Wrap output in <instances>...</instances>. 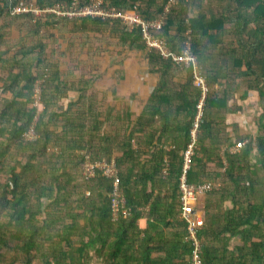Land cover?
I'll return each instance as SVG.
<instances>
[{
  "label": "trees",
  "instance_id": "obj_1",
  "mask_svg": "<svg viewBox=\"0 0 264 264\" xmlns=\"http://www.w3.org/2000/svg\"><path fill=\"white\" fill-rule=\"evenodd\" d=\"M105 1L145 22H160L154 33L173 53L181 54L191 39L210 90L187 178L215 183L207 195L218 191L239 156L227 149L220 155L219 144L228 138L216 143L217 133L227 113L241 110L225 108L220 93L225 100L230 93L239 99L252 93L264 101V0H178L169 11L170 0ZM19 2L52 8L72 0H0V264H190L194 242L182 218L180 179L201 98L192 68L149 51L141 29L129 30L121 21L55 14L34 20L12 14ZM12 27L30 36L10 46L2 30ZM93 33L146 52L149 69L160 76L153 104L143 113L148 118L140 115L132 124L131 114L122 113L113 121L117 129L106 134L96 96L88 94L92 82L74 79L71 69L62 76L66 54L58 56L60 40ZM35 85L41 86V111L34 104ZM71 94L77 99L62 105ZM259 119L264 122V103ZM31 130L34 138L28 139ZM255 143L264 168V129ZM86 155L115 161L129 216L113 220V180L102 173L85 179ZM257 208L254 224L229 214L223 225L221 216L208 215L197 229L203 264H264V202ZM143 218L145 228L139 225ZM233 229L240 243L231 247L221 233Z\"/></svg>",
  "mask_w": 264,
  "mask_h": 264
},
{
  "label": "crops",
  "instance_id": "obj_2",
  "mask_svg": "<svg viewBox=\"0 0 264 264\" xmlns=\"http://www.w3.org/2000/svg\"><path fill=\"white\" fill-rule=\"evenodd\" d=\"M211 34L214 37L215 32ZM186 35L189 36L188 32ZM190 41L191 39L185 42L184 48L190 44ZM84 42L87 44V48L84 50L87 53L90 50L89 56H92V60L98 65H93V67L95 66L96 75H94V79L89 80L92 82L91 93L96 96L97 110L101 113L102 132L106 134L111 133L113 128L117 129L118 123H113V121L118 120L122 113H130L131 116L128 114L129 119L134 124L140 115H143L145 110L153 104L151 97L156 91L160 79L158 74L149 69L148 60L145 56L146 52L137 51L136 49L129 50L128 46L119 45V41L115 37L106 36L101 39L95 33L91 34L88 39H82L81 43ZM65 51L59 50L60 54L58 56H62ZM89 56L87 57L89 58ZM67 57L63 56L62 60ZM71 57L74 56H70L69 60H72ZM236 82L238 81L236 80ZM231 94H228L229 96L225 100L222 93H220L219 101H225V108H235L240 105L241 110L227 113L225 123L222 125L224 126L223 130L220 131L222 127L217 128L220 131L217 134L220 133V136L217 137L216 143L228 138V141L224 144H219L220 155L225 151L227 145H233L239 141H247V144L251 142L253 147L246 150L248 148L246 144L238 152V163L235 162L231 166L230 176L225 179L218 191L207 195L199 203L198 210L204 216V225L209 214L221 216L223 225L229 214L236 217L234 221L247 217L248 221L254 224L253 215L255 210H259L257 205H262L264 202V168L262 163L257 162L258 149L254 147L257 137L262 134L264 129V122L262 123L259 119L264 101L252 93L245 99H239L238 93ZM76 99L77 95L71 94L68 98L63 99L62 105L66 106ZM124 123H126V120H122L120 124ZM125 132L123 130L122 133ZM141 135L143 134L136 133V138ZM136 138L133 139L135 144H137ZM144 149L147 150L146 147ZM244 151L247 153H244ZM262 158L264 159V155ZM226 167L228 168V165ZM212 168L214 167L211 164V171ZM228 169H230V166ZM139 225L141 228H145L147 226L146 219H141ZM232 226L234 227V222ZM236 229H233L232 232L224 231V233H221L222 237L229 239L231 247L240 243L239 235L235 234L237 233ZM96 264H100V262L97 261Z\"/></svg>",
  "mask_w": 264,
  "mask_h": 264
},
{
  "label": "built area",
  "instance_id": "obj_3",
  "mask_svg": "<svg viewBox=\"0 0 264 264\" xmlns=\"http://www.w3.org/2000/svg\"><path fill=\"white\" fill-rule=\"evenodd\" d=\"M81 1L82 0H72L70 5L59 4L55 8H41L37 5H24L23 2H19L18 6L12 10V14H31L34 20L43 18L45 21H47V16L50 14H55L58 18L75 17L77 19L90 17L107 21L118 20L127 26L129 30L141 29L143 39L149 48V51L157 50L161 53L163 58L167 60L172 59L177 64H182L192 68L194 85L200 88L201 98L197 106V114L191 129V139L186 150L183 152L184 166L183 174L180 179V192L182 202V218L188 223L189 239L194 242V250L190 264H203V244L197 235V229L204 225V216L197 214L196 210H198L199 203L202 202L204 198L207 197V194L216 187V184L213 182L189 183L187 178V172L190 168L191 159L197 145L200 125L204 118L206 100L210 90V87L208 86L207 80L204 76V72L201 71V66L199 65L198 59L193 55L190 44L181 51V54H176L169 50L167 47V42L164 39L158 38L156 36L162 27L160 22H145L134 11L123 13L109 8L105 0H91V3L86 6L81 5ZM177 3L178 0H170L169 6L167 7L168 11ZM25 6L30 7L25 8ZM33 97L35 98L34 95ZM34 104L39 105V101L34 99ZM33 133V130H31L26 135L27 138L33 139ZM246 142L247 141L236 142L233 145L226 146V149L231 154L238 153L245 146ZM98 173H102V175L106 178L113 180V191L110 193L113 220H118L120 216H129L131 214V208L127 206V200L121 187V181L118 175L119 172L115 161L113 160L109 162L105 158L92 161L89 156L86 155V161L83 167V175L85 179H92Z\"/></svg>",
  "mask_w": 264,
  "mask_h": 264
},
{
  "label": "rangeland",
  "instance_id": "obj_4",
  "mask_svg": "<svg viewBox=\"0 0 264 264\" xmlns=\"http://www.w3.org/2000/svg\"><path fill=\"white\" fill-rule=\"evenodd\" d=\"M29 7L30 6H25V8H29ZM71 18H75V17H71ZM2 32L5 34L4 38L7 40V44L10 46L16 45L19 42V39H22L23 37L29 35V33L25 29L18 30L14 27H12L10 30L9 29L2 30ZM57 34L59 33H56L55 36ZM82 39L83 38L80 36L72 37L71 35H68L66 40L63 39L60 40V43L57 45V48L59 50L61 51L66 50L64 52L66 54L65 57L69 56L65 60H63V63H61L60 65L61 66L60 70L64 72L62 76L67 75L65 72H69V68H70L73 71L74 79L80 80L81 77H83L85 80H89L95 78L94 77V75H96L95 66L93 67L95 61L92 60V56H89L90 51L87 53V51L84 50L85 48H82V46L79 47L80 45H82L81 43ZM71 44L73 45L72 48H70ZM51 48L53 47L48 48V53H51L52 50ZM54 48L56 47L54 46ZM56 55L57 54L55 53V56ZM70 56H74L73 58L71 57L72 60H69ZM87 56H89V58ZM89 69H91V71H89ZM70 77L72 76L70 75ZM40 89H41L40 85H38V87H36L35 85L34 93H33V95L35 96L34 99L39 101V105L36 106L39 107V111L43 109V104L41 102V99H39L41 93ZM91 92L92 91L90 90L88 94H90ZM101 106L102 104L100 105V107ZM196 212L197 214L201 215V213H199V210H196Z\"/></svg>",
  "mask_w": 264,
  "mask_h": 264
},
{
  "label": "clouds",
  "instance_id": "obj_5",
  "mask_svg": "<svg viewBox=\"0 0 264 264\" xmlns=\"http://www.w3.org/2000/svg\"><path fill=\"white\" fill-rule=\"evenodd\" d=\"M244 148V147H243Z\"/></svg>",
  "mask_w": 264,
  "mask_h": 264
}]
</instances>
